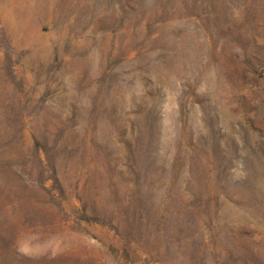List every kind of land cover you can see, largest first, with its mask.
<instances>
[{"label": "rangeland", "instance_id": "1", "mask_svg": "<svg viewBox=\"0 0 264 264\" xmlns=\"http://www.w3.org/2000/svg\"><path fill=\"white\" fill-rule=\"evenodd\" d=\"M0 264H264V0H0Z\"/></svg>", "mask_w": 264, "mask_h": 264}, {"label": "bare ground", "instance_id": "2", "mask_svg": "<svg viewBox=\"0 0 264 264\" xmlns=\"http://www.w3.org/2000/svg\"><path fill=\"white\" fill-rule=\"evenodd\" d=\"M53 2L55 1V0H52Z\"/></svg>", "mask_w": 264, "mask_h": 264}]
</instances>
